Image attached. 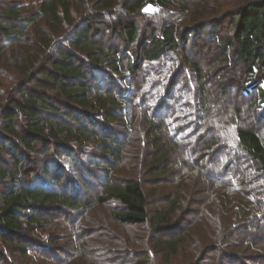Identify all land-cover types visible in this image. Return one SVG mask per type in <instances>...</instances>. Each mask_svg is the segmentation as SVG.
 Returning <instances> with one entry per match:
<instances>
[{
  "label": "trees",
  "instance_id": "obj_1",
  "mask_svg": "<svg viewBox=\"0 0 264 264\" xmlns=\"http://www.w3.org/2000/svg\"><path fill=\"white\" fill-rule=\"evenodd\" d=\"M32 1L35 2L20 6L9 0H0V86H7V89L3 88L5 105L0 115V151L11 158L6 162L7 166H4L3 159L0 160V183L8 182V188L0 190V236L5 237V243L18 248L21 257H26L28 240L24 238V233L46 223L51 224L45 215L57 210L70 215L91 207L76 194L77 190L71 195L65 190H58V181L62 176L58 170L60 168L64 173L65 168L57 158L44 160L40 175L34 178L36 181L40 179V183H29L27 175H35L33 172L38 167H30L25 161L29 160L28 152L39 151L36 142L55 147L62 154L65 153L67 159L72 157L70 162L74 168L75 158L82 166L87 156H95L96 159H92L97 162L93 164L106 176L102 189L94 197L95 203L119 204L121 209L112 212L116 222L128 225L148 223L151 229L160 231L163 224L171 220V213L178 208L183 196L179 193L178 184L168 210L151 213L144 176L153 177L155 182L161 181L160 176L171 168L168 163L177 156L180 163L191 171L202 167V175L211 173L199 162L200 157L193 158L195 154L191 160L184 158L178 137L171 134L169 125L158 116L167 101L176 99L173 88L179 83L178 75L182 71H193L199 82L194 92L199 93L202 105L209 101L200 62L184 53L188 39L180 40L177 25H165L160 32L153 30L151 36H144L138 23H128L120 15L115 23L106 25L110 32H118L130 44L137 46L132 56L125 59L118 50L105 47L95 38L100 32L95 25L97 21L101 22L106 16L117 19L119 0ZM146 1L137 0L129 8L138 11L141 16L145 15L142 6ZM155 2L164 8L178 6L182 12H188L187 0ZM232 15L233 55L251 73L250 85L257 91L255 101L264 117L263 82L253 77L255 66H264V0H248L236 7ZM61 34L66 35L67 39L64 48L56 45ZM173 54L182 55L177 58L176 64L174 60L172 65L165 64L163 61ZM141 56L148 64L163 62L166 65L158 67L143 80L144 84L150 86V90L144 93L157 90L151 94L152 104L149 105L136 102L140 93L133 88V82H138L140 65L137 61ZM10 60H13L12 64ZM11 71L13 73H9ZM115 76L119 78L114 79ZM3 78L16 81L20 78L24 85L37 81L47 91H55V94L42 91L41 94L46 95L44 97L24 90L17 99H12V89L4 83ZM160 86H163L161 91L157 89ZM52 97L55 103L51 102ZM137 108L143 111L141 136H135L139 126ZM192 115L197 122L191 135L200 133L192 138L193 145L198 146L193 152H203L201 155L207 156L209 152L204 154L205 150L218 151L219 148L215 150L214 147L221 140H208L206 128H202L203 133L199 132L201 119L200 127L196 126L200 115L196 111ZM232 115L236 121L230 140L233 145L229 163L232 166L235 161H241L242 156L248 157L257 165L258 172L264 173V136L252 126L242 124V108L237 106ZM6 141L14 142L15 147L8 146ZM134 149L141 151L135 177L122 181L115 174L120 171L119 167L125 159L130 157L129 151ZM45 151L48 153L49 148ZM190 161L193 166H190ZM248 182L247 171H243L242 176L237 171L234 173L232 192L236 196L242 194L241 198L246 201H240L236 207L242 205L241 215L245 217L251 214L245 220H254L255 228L264 233V202L255 197L252 202L251 197L247 199L245 194L250 195L245 189ZM232 206H235L234 201ZM232 209L230 205L229 210ZM235 212L238 216V209ZM252 235V232H248V236ZM16 237L25 245L7 240ZM179 237L180 234L168 242L170 254L176 251Z\"/></svg>",
  "mask_w": 264,
  "mask_h": 264
},
{
  "label": "rangeland",
  "instance_id": "obj_2",
  "mask_svg": "<svg viewBox=\"0 0 264 264\" xmlns=\"http://www.w3.org/2000/svg\"><path fill=\"white\" fill-rule=\"evenodd\" d=\"M247 1L187 0L188 12H182L178 6L164 8L156 4L157 12L150 17L141 16L138 11L129 8L130 5H135L137 0H119L117 19L106 16L101 22L97 21L95 25L100 28V32L95 38L105 47L118 50L125 59L132 56L137 46L130 44L118 32H110L106 25L115 23L120 15L128 23H138L140 32L144 36H151L153 30L160 32L165 25H177L180 40L188 39L184 53L190 54L194 60L200 62L209 101L206 105H202L199 93L194 92L199 82L193 71H182L178 75L179 83L173 88L176 99L167 101L158 116L169 125L171 134L178 137L185 154L184 158L191 160L192 155L195 154L193 158L200 157L199 162L211 173L205 172L202 175L200 172L202 167L191 171L180 163L177 156L168 163L171 168L161 175V178L159 177L161 181L155 182L153 177L144 176L151 213L168 210L178 184L179 193L183 196L178 208L171 213V220L166 221L160 231H156L151 229L148 223L128 225L116 222L112 212L121 209L119 204L95 203L94 197L102 189L106 177L105 172L93 164L97 162L94 160L95 156H87L82 166L75 158L74 168L70 162L72 157L67 159L65 153L62 154L55 147L50 145L46 147L41 142H36L39 151L28 152L29 160L25 161L30 167H38L33 172L35 175H31L32 173L27 175L29 183L40 181L34 178L40 175L45 159L57 158L60 165L65 168L64 173H61L60 168L57 169L62 174L61 180L58 181V190H65L70 195L77 190L76 194L91 207L87 211L70 215L60 210L45 215V218L51 220V224L49 222L38 229L24 233L27 235V237L24 235V238L28 240L26 257H21L20 250L10 243H5V237L0 236V264H264V233L261 229L255 228L254 220H245L251 214L245 217L241 215L244 207L239 205L240 207L237 208L236 204L242 200L244 203L246 201L242 199V194L234 195L233 186L231 187L234 173L237 171L239 176H242V172L247 171L249 182L245 189L252 195L245 194L247 199L251 197V202L255 198L264 202V173L258 172L257 165L248 157L242 156L241 161H235L232 166L229 163L233 145L230 140L236 121L232 115L233 109L237 106L242 108L244 115L242 124L252 126L264 136V117L260 113L258 102L255 101L257 91L250 85L251 73H248L245 64L234 57L231 47L234 28L232 11ZM9 2L22 6L35 1L9 0ZM65 36L62 35L58 39L57 46L61 48L67 46ZM181 55H170L163 62L176 64L177 58L179 56L181 58ZM137 62L140 71L136 79L138 82H133V88L140 94L136 102L142 101L149 105L152 104L151 94L157 90L144 93L145 90H150V86L144 84L143 80L148 74L152 75L158 67L166 65L163 62L148 64L142 56ZM12 63L13 60H10V64ZM253 77L258 82L262 81L264 86V66L256 65ZM20 78L17 81L3 78L4 83L10 85L12 89V99H17L19 93L24 90L34 95L47 91L37 81L24 85ZM118 78V76L114 77V79ZM3 88L7 89V86H0V115L5 105ZM125 88L128 89V86ZM157 89L161 91L163 86ZM47 92L55 94V91ZM141 97L145 98L141 100ZM50 100L55 103L53 97ZM140 108L136 109L139 126L135 136H141L143 132V129L140 130L143 127V122L141 123L143 111ZM195 111L200 115L196 126H199L200 119L202 122L199 132L203 133L202 128H206L208 140L211 138L221 140V143L214 147V149L219 148L218 151L212 149L204 151V154L209 152L207 156L201 155L203 152H193L198 146L193 145L192 138L200 134L191 135L197 122L192 115ZM6 144L15 147L14 142L6 141ZM46 148H49L48 153H45ZM129 152L130 157L125 159L119 167L120 171L115 174L122 181L135 177V167L141 154V151L136 149ZM180 155L182 156L181 152ZM1 159L4 160V166H7L6 162L11 160L8 154L0 151ZM189 163L193 166L192 161ZM180 175H183L182 178L179 177ZM7 185L8 182L0 183V190L8 188ZM230 205L232 210H229ZM237 209L238 216L235 212ZM248 232L253 233L252 241ZM179 234L181 237L176 251L170 254L168 242ZM7 240L25 245L18 237ZM32 242L42 245H32Z\"/></svg>",
  "mask_w": 264,
  "mask_h": 264
},
{
  "label": "water",
  "instance_id": "obj_3",
  "mask_svg": "<svg viewBox=\"0 0 264 264\" xmlns=\"http://www.w3.org/2000/svg\"><path fill=\"white\" fill-rule=\"evenodd\" d=\"M158 7L156 5L155 0H148L144 5L142 6V12L145 15H151L155 11H157Z\"/></svg>",
  "mask_w": 264,
  "mask_h": 264
}]
</instances>
